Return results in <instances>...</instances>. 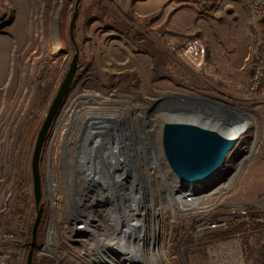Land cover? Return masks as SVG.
I'll return each instance as SVG.
<instances>
[{"label":"rangeland","instance_id":"obj_1","mask_svg":"<svg viewBox=\"0 0 264 264\" xmlns=\"http://www.w3.org/2000/svg\"><path fill=\"white\" fill-rule=\"evenodd\" d=\"M76 1L0 0V103L6 93L1 84L10 80V97L15 99V107L22 108L20 116L0 123V205L2 202L4 208L0 209V235L13 236L2 238L0 255L11 254L10 264H27L30 246L26 245V234L38 212L32 173L34 152L76 54L69 34ZM259 25V19L242 0L81 1L74 29L80 50L78 69L39 157L41 204L46 210L43 240L36 245L33 260L49 257L54 264H101L100 254V259L103 256L117 260L116 254L105 251L102 244L105 239L103 243L112 241L113 231L98 215L102 207L98 204L99 194L91 195L85 188L88 183L92 187L89 180L84 182L86 173L79 179L72 175L71 157L79 127L72 128L69 123L72 111L81 102V108L109 103L107 113L113 115L116 111L117 118L105 121L102 116L101 120H93L91 128L99 137L110 131L123 136L120 152L125 164L153 173L160 171L167 177L164 186L159 187V180L153 175L156 188L145 187L148 194L152 189L149 200L155 199L157 207L163 203V218L159 211L154 219L148 213L142 217L148 222L145 236L149 245L151 241L155 246L163 243L166 264H247L242 245L244 233H237L231 240L199 244L207 236L230 231L237 222L256 219L264 223L262 212L256 209L264 200V102L254 103L251 90L252 55L259 41ZM52 40L59 46L58 51L50 50ZM195 44L201 45L203 53L194 48ZM30 59L28 80L21 73L26 74ZM177 96L206 97L247 114L241 117L236 112L239 120L235 127L241 131V141L229 154L220 183L193 196L176 194L162 159L161 124L167 119L156 115L162 113L159 103ZM136 117L142 120L140 142L135 140L133 130ZM101 122L105 124L103 129ZM95 154L85 153V157L89 156V168H99L97 177L102 179L101 176H108L104 168H114V159L111 156V161H103ZM51 175L55 185L50 195ZM71 178L73 215L83 212L73 221L87 217L93 219L94 228L103 225L99 245L94 237L69 238L66 193L67 180ZM7 193L8 200L3 197ZM173 197L196 206L179 208L173 204ZM242 209L248 213V220L238 218ZM212 224L220 225L211 229L208 225ZM50 227L56 231L57 248L51 240L52 246L47 247L45 237ZM189 239L194 240L188 245L194 255L187 260L185 242ZM252 241L251 246L256 243L254 247H258L252 264H264V235ZM116 260L113 261L118 263Z\"/></svg>","mask_w":264,"mask_h":264},{"label":"water","instance_id":"obj_2","mask_svg":"<svg viewBox=\"0 0 264 264\" xmlns=\"http://www.w3.org/2000/svg\"><path fill=\"white\" fill-rule=\"evenodd\" d=\"M82 0H77L75 5V12L72 16L69 34L72 42L76 48V54L71 63L70 69L64 79V82L55 98L53 105L49 111L48 117L39 133L38 140L35 147L34 158L32 163V173L34 182V194L35 203L38 209L37 217L33 226L32 231V242L29 247V255L27 259V264L33 263L34 252L37 250V231L42 220L44 211L46 210L45 205L41 204L43 198V190L41 184V177L39 172V157L41 154V149L43 142L54 119L55 114L62 102V99L73 81L80 58V50L77 46L74 29L79 16V8ZM264 23V20H262ZM160 111H164L167 115H172L173 120L166 122L162 130V159L164 164V169L169 173L170 182L175 188L176 194L182 195H197L200 191L208 188L210 184L219 183L218 178L222 176L223 168L225 166L226 160L229 154L237 148L238 140L237 138H231L229 132L238 123L239 117L236 118V112H240V116L243 117L247 115L245 112L231 108L222 102L209 99L206 97H183L177 96L169 98L167 102L159 103ZM181 118H198L201 120L198 122H191L190 119L180 120ZM215 126V127H214ZM105 173H110L111 170L116 173L115 168H104ZM85 184L88 180L91 182L92 187L85 186V188L92 194L97 193L99 190L101 192H107V190L116 191L118 199L124 198L123 201L126 203V208L131 211H135L134 216L137 214L140 217L139 211L143 209L139 204L138 199L142 202V198L147 206L148 199L151 198L152 189L148 194L147 190L141 191V184L136 177L135 170L131 169L132 173L129 176L110 173L108 176L97 177L99 173V168H87ZM108 170V171H107ZM137 174L140 175V170L137 168ZM121 171V170H119ZM94 173V174H93ZM100 176V175H99ZM110 176V177H109ZM117 178H121L122 183H117ZM100 179V180H99ZM113 182V185L112 183ZM111 183V185H109ZM128 186V187H127ZM130 188V189H129ZM134 189L133 200L128 203L125 199L126 195L124 191L128 189ZM211 189V188H208ZM128 196L129 194L126 193ZM137 194H140L136 198ZM125 195V196H124ZM101 203L106 204V200L101 197ZM143 203V202H142ZM124 206V207H125ZM148 208V206H147ZM138 212V213H137ZM148 217L150 215H147ZM136 217V216H135ZM137 218H133L138 221ZM140 220V218H139ZM128 225H123L121 228L123 232L120 234V239L117 240L116 244L124 245L126 248H130L129 235L127 231ZM132 231V229H131ZM139 233H136V237L132 240L138 242ZM134 241V242H136ZM120 242V243H119ZM113 251L117 252L122 259L117 258V262L120 264H141L137 261L130 260L121 250L117 249V246L112 247ZM131 251V249H130ZM122 255H121V254ZM112 258V257H111ZM113 260H115L113 258Z\"/></svg>","mask_w":264,"mask_h":264},{"label":"bare ground","instance_id":"obj_3","mask_svg":"<svg viewBox=\"0 0 264 264\" xmlns=\"http://www.w3.org/2000/svg\"><path fill=\"white\" fill-rule=\"evenodd\" d=\"M43 38H44L43 42L45 44H47L48 41L45 39V37H43ZM49 47H50V50H52V51H58L59 50V46L57 45V43L54 42V40L49 42ZM31 63H32V60L28 64H26V70H25L26 74L21 73V76L26 75L25 78L28 79V80H29V77H30L29 69H30ZM10 82L11 81L9 80L6 83L1 84V85L4 86L2 89L5 90L6 93H5V95H3V98H2L3 100L0 103V123L7 122V118H9V117H14V116H18V115L20 116L21 112H22V108L21 107H15V103H16L15 99H12L10 97L11 93H9V90H8V88L10 86ZM12 86H13V83H12ZM87 96H90V95H87ZM93 97L95 99H98L95 95ZM107 104H109V103H107ZM107 104H99V103H97L98 108H93V107L81 108V106L83 104L80 102V103L77 104V107H76L75 111H72L73 116L71 118L69 126H71L72 128L75 125L79 127V129L77 128L78 129V137L75 139V142H74V145H76L75 146V151H74V153H72V157H71L72 163H73L72 175H75L77 177V179H79L80 176H82V175L84 176L85 173L88 172V170H86V169H87V167L90 164L89 163V161H90L89 156L85 157L84 155L79 153V148L78 147H79L80 143L82 142V138L86 135L87 138L90 140V149L92 148V145L94 144V142L96 140H98V139H105L104 140L105 142L106 141L108 142V140L112 139V136L110 138L109 137L103 138L104 136L103 137H99L98 133L96 134L95 132H93L94 129L86 130L87 129L86 127H87L88 123H90L92 121L91 119L93 117H97L95 119L101 120L102 116H103L105 121H107L109 119L111 120L114 117L117 118L118 114L116 115V111L113 112V115L107 113L108 112L107 111L108 107H106V106H108ZM108 110H110V109H108ZM127 111H128V109L126 108V112ZM160 114L165 116L166 119H167V121H165V122H163L161 124L162 127L165 125L166 122H170V121L173 120L172 115H170V114L167 115L165 112H162V113L160 112L156 116H161ZM235 116L237 117L238 114L236 113ZM185 119H190L191 122H198V123L201 122V120H199L198 118H195V119L194 118H192V119L191 118H185ZM185 119L181 118L180 120H185ZM141 121L142 120H141L140 117H136L133 120V122L139 126L138 129H137V125L133 128L134 133L137 136L136 139H135L136 141L141 138L142 131H141V127L139 125L141 123ZM185 121H187V120H185ZM99 124L101 126H103L102 129L105 127V124L103 122H101ZM96 125H98V121H96ZM160 133H161V130H160ZM240 134H241V131L238 128H236V127H233L231 132H229V136L231 138H237L238 142L241 141ZM69 143L70 142L68 140L67 144H69ZM242 149L243 148H240V150H242ZM92 150L93 149L89 150V152L92 151ZM107 150H109V149H107ZM116 152H118V151H117V148L114 146V153H115L116 160L114 161V165L113 166H114L115 170H117V171H116V173H114L115 171L113 172L111 170L110 173H112V175H113V173L114 174H118V175H120V173H121V176L125 175L127 177V176H129L132 173L131 169L133 170V168H130L128 166V164H127L126 168H124L121 165V164H123V162H122L121 159H119V155ZM138 152H140V154H141V147L140 146H139ZM85 163L88 164L87 167L84 165ZM119 170H121V171H119ZM134 170H135L136 177H138V179L140 181L142 189H145V187H147V188L151 187L154 190L155 186H153L154 184H153V181H152V176L153 175L159 180V183H160L159 187L164 186L163 184H165V182H167V177L165 175L161 174L160 171H158L156 173H153L152 171H150V169L139 168L140 175H138L137 174V171H138L137 168H134ZM110 173H108V175ZM148 178H149V180H148ZM217 178H218V181L220 183L222 176L220 175ZM120 179L121 178H117L116 179L117 183H119V184L122 183V181H121L122 179L121 180ZM111 183L113 185V182H111ZM111 183L109 185H111ZM147 184H148V186H147ZM54 185H55L54 178L51 175L50 176V187L51 188H50V191H49L50 195L52 194L51 192H52V189H54L53 188ZM211 185L215 186L216 184H210L208 188L212 187ZM112 189L113 188H111L107 192L105 191V192H103V193L98 195L100 200H101V197H102L103 200H106V204H104V205H103V203H98L100 206L103 207V208L100 207V210L98 211V215L100 216V218L103 221L104 220L106 221V224L109 223L112 226V229H110L111 231H113L111 233L112 234V241L103 243L104 241H106V239L103 240L102 236H101V233L105 229V227L103 225H98L97 227H95L93 229H90V231L88 233L89 234L88 236L90 238L94 237L95 238V242H96L97 245L101 244V241L103 240L102 244H103V246H105V251L109 250L110 253H112L113 255L116 254L117 258H118L117 255H119V254L117 252L113 251V249H112V247L115 246V245L117 246V249L121 250V252H123L127 257H129L130 260L137 261V262H139L141 264H166L165 255H164V251H163L164 250L163 243L160 242V244L155 246V245H153L154 242L151 241L150 245H149V240H148L147 236H145V233L147 235V229H148V224L147 223L148 222L146 223L142 219V217H145L147 215V213H148V215L152 216V218H150V219H154L155 212L158 213V211H159L160 217L163 218V216H164V212H163L164 205H163V203L158 206V207H160L158 209L155 199L154 200H149L148 199V204H147L148 208H147L146 204H143L140 201V198H139L138 199L139 204L142 203V206L143 205L144 206H143V209H141L139 211V213L137 212L138 214H140V217H138L137 214L135 215L136 216L135 217L134 216L135 211H131L129 209L132 204H130V206H129L128 210H127V208L125 206L126 203H125V201H123L124 198L118 199V195L115 193L116 191H112ZM71 190H72V178L70 180H67V193H66L67 208H69V212H70L69 218L70 219L76 218L75 216H77V217L81 216L82 217L83 216V212H82V210H79V209H78L79 210L78 212L77 211L75 212V216L73 215V212H72L73 210L71 209L72 202L70 200L71 199L70 196H72L71 195ZM126 193H128L129 196ZM124 194L126 195L125 199L127 201L129 200L128 203L131 202L134 199L133 198V195H134V189L133 188H131V190H129V191H128V189L125 190ZM81 195H82V193H81ZM138 195L140 196V194H137L136 198L139 197ZM8 196H9V194L7 193L3 197H6L7 200H8ZM7 200L4 201L5 204L7 203ZM172 202H173V204H175L179 208H189L190 206H192V207L196 206L194 204H189L188 202H185L184 200L181 201L180 199H177V198H174V197L172 198ZM215 202L217 203V201H215ZM2 205H3V203L1 202L0 209H4ZM75 205H76V203H75ZM101 215H102V217H101ZM137 217H138V219H137L138 221L133 219V218H137ZM139 218H140V220H139ZM126 224L128 225V228H127L128 232L127 233L129 235V240L131 239V241L129 242L130 245H131L130 248H126L124 245H121V244H116L118 242L117 240L120 239L119 237H120L121 232H123V230L121 228L123 227V225H126ZM149 224H150V222H149ZM131 229H132V231H131ZM159 230H160L159 234L162 236V233H163L162 232V226H161V229L159 228ZM137 232L139 233V236L137 237L138 238L137 239L138 242L135 239L132 240L133 238L136 237V233ZM50 234L52 236V230H51ZM132 241L133 242L136 241V242L133 243ZM130 249H131V251H130ZM103 252H104V249H103ZM99 256H98V258H99L98 260H100L101 264H120L119 262L116 263L113 260H107L103 256H102V259H100ZM119 259H122V257L119 256Z\"/></svg>","mask_w":264,"mask_h":264},{"label":"built area","instance_id":"obj_4","mask_svg":"<svg viewBox=\"0 0 264 264\" xmlns=\"http://www.w3.org/2000/svg\"><path fill=\"white\" fill-rule=\"evenodd\" d=\"M244 4L248 7L249 11L253 16L259 19V41L258 44L254 47L253 55H252V68H253V76L251 79V90L253 98L252 100L255 102H264V0H242ZM194 48L198 50L200 53H203V49L200 44H195ZM240 209V207H239ZM256 209L261 211L264 216V200L261 202L259 206H256ZM248 213L242 209L238 218H243V220H248ZM91 218H82L81 220L73 221V218L67 221L66 228L68 229V235L70 239H82L88 238L89 231L91 228H94V224ZM70 222V223H69ZM220 224H212L208 225L209 228H216ZM50 230L53 231L52 236L50 234ZM3 239H10L13 236H3L1 233L0 241ZM47 247L52 246L50 244V240L54 242L55 248H57V236L56 231L50 227L48 233L45 237ZM71 240V241H73ZM4 253V252H3ZM11 254H1L0 255V264H10Z\"/></svg>","mask_w":264,"mask_h":264},{"label":"trees","instance_id":"obj_5","mask_svg":"<svg viewBox=\"0 0 264 264\" xmlns=\"http://www.w3.org/2000/svg\"><path fill=\"white\" fill-rule=\"evenodd\" d=\"M35 210L37 211L36 207H35ZM44 221H45V215L43 214L42 220L40 222L38 232H37V241H36L37 246H39L43 240L42 231H43ZM34 222H35V219L29 225L28 232L26 234V238H27L26 245H28V247L31 245V241H32V231H33ZM237 233L238 234L244 233L243 238H242V245H243L245 259H246L247 264H252V260L256 259L254 257L255 256L254 253L255 251H257V248H258V247L257 248L254 247L256 243L253 246H251V242H253L252 239H254L256 236L264 235V223L259 222L256 219H253L249 222H237L236 225H234L233 228H231V230L226 233H223V234L219 233V234H214L212 236H207L206 238H203L201 240V243L199 244V246L208 245L210 243L225 241L229 239L231 240L232 238L236 236ZM193 242H194L193 239H189L185 242V245H186L185 255H186L187 260H190L194 255V249L188 246L190 244H193ZM259 245L260 244H258V246ZM250 261L251 263H249ZM32 264H54V260L49 257L34 258Z\"/></svg>","mask_w":264,"mask_h":264},{"label":"flooded vegetation","instance_id":"obj_6","mask_svg":"<svg viewBox=\"0 0 264 264\" xmlns=\"http://www.w3.org/2000/svg\"><path fill=\"white\" fill-rule=\"evenodd\" d=\"M93 119L94 120H96L95 118H92V121L90 122V123H88V125H87V129L86 130H88V129H91L92 130V122H93ZM96 124V123H95ZM101 126V125H100ZM98 129H100V127L98 128ZM115 133H112L111 131L110 132H108V134L106 135L105 134V136L103 137V138H107V137H111L112 136V139L111 140H108V142L106 141H104L105 139H98V140H96L95 142H94V144L92 145V148L91 149H93L92 151H90V152H93V153H97V154H95V155H97L99 158L101 157V158H103V161L104 160H106V161H108L109 159H110V157L112 156V159H114L113 160V165H114V161H115V159H116V157H115V153H114V149H113V146L115 145L116 146V148H117V151L118 152H116V153H118V155H119V159H121L122 160V162H123V166H126L127 164H125L126 163V159H124L123 160V158H122V154H121V150H122V145H123V136L122 135H114ZM114 140V141H113ZM117 141V142H116ZM84 142V143H83ZM116 143V144H115ZM90 149V140L87 138V136L85 135L83 138H82V142L80 143V145H79V150H80V152L79 153H81L82 155H84L85 156V153H88L89 152V150H91ZM107 149H109V150H107ZM83 150V151H82ZM85 151V153H83ZM110 152V153H109ZM121 154V155H120ZM102 161V160H101ZM109 161H111V160H109ZM86 167H87V165H86V163L84 164ZM87 168H89V166L87 167ZM113 175H114V173H113ZM147 188V187H146ZM145 189H142L141 188V191H144ZM146 191V190H145Z\"/></svg>","mask_w":264,"mask_h":264}]
</instances>
